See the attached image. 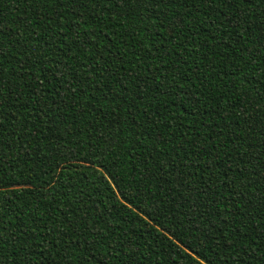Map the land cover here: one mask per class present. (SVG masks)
Returning <instances> with one entry per match:
<instances>
[{"label":"trees","instance_id":"trees-1","mask_svg":"<svg viewBox=\"0 0 264 264\" xmlns=\"http://www.w3.org/2000/svg\"><path fill=\"white\" fill-rule=\"evenodd\" d=\"M2 11L5 14L4 23L9 26V37L22 41L26 33L20 26L31 19L28 10L20 0L15 3L4 0ZM207 11L202 10L198 18L186 16L192 23L185 25L183 33L174 38L180 56L173 50V57L180 59V67L186 79L201 85L203 95L200 96L199 104L194 105L190 102L191 98H187L184 100V104L188 105L185 108L179 100L164 96L159 88L152 91L143 89L146 95L141 100L137 95L135 81L125 80L120 89H115V85L109 82L110 91L107 93L100 86L95 89L77 88L75 95L63 101L56 98L58 94H54V90L49 89L46 94L41 93L42 96L46 95V100L37 99L30 101L26 109L11 110L9 122L2 134L14 143L12 147L5 145L7 151L0 157L7 165L6 168L0 165L4 175L0 190L9 193L10 207L20 213L19 218L15 212L9 213L16 224L27 220L35 226L39 219L45 221V228H53L46 244L55 252L70 240L69 235L60 237V233L68 217L77 215L72 206L79 201V194L83 193L103 211L93 227L99 231L107 224L112 225L105 229L107 240L100 242L98 235V242L91 250L83 242L76 247V241L72 240L75 256L72 264H98V259L104 254L105 243L117 239L122 247L119 250L112 247L107 264H125L123 246H126L129 239L136 242L133 247L138 249V257H142L138 264H201L205 252L213 255L215 264V246L209 242L206 232H198L193 227L194 214L189 212L190 205L186 204L179 193L172 195L165 171L174 175V169L161 167L165 158L170 159L168 153L171 151L175 155V148L180 145L176 144L175 139L168 141L166 147L163 143L159 147L152 143L167 135L177 139L191 135L197 142L207 137L203 151L199 152L197 158L204 161L214 159L219 169L214 178L215 183H227L228 176L233 177V184L242 179L238 175V165L242 166L244 160L239 157L244 148H250L251 142L247 138L255 136V133L247 128L244 119H238L244 116L247 109L241 105L230 111L223 106V101L231 96L251 93L255 87H259L257 81L264 80V49L259 48L258 36L254 33L244 32L243 37L238 39L242 29L235 32L231 28L218 31L216 25L209 22ZM96 15L100 16L102 12ZM220 15H224L222 10ZM112 17L111 22L101 20L94 28L96 41L93 48L99 49L94 53V58L99 59L101 51L107 52V56L100 60V65L102 68L110 65L117 76L128 75L133 71L140 73L144 65L138 62L137 57L143 55L141 49L150 42L148 33L141 36L138 29L135 36L128 35L135 26V19L116 15L115 11ZM124 24H128L129 28L125 29ZM82 27L86 25L82 24ZM18 29L19 37L16 36ZM109 47L112 51H109ZM16 52L17 48L10 49V54ZM83 55L84 60L88 61L87 53ZM169 63L172 64V61ZM189 73L194 75L189 78ZM94 75L103 81L108 74ZM201 79L204 80L203 84ZM125 87L136 96L135 104L132 96L126 95L128 103L117 105L116 101L120 99V93ZM32 91L29 87L21 94L22 103L23 98ZM10 103L11 97L9 104L5 105L6 109ZM229 103L235 102L229 100ZM41 107L48 111L47 117L39 115ZM173 113L185 119L173 120ZM164 116H169V120L164 121ZM22 124H27L31 131H24ZM165 124H170L173 130H164L162 137L158 127L164 129ZM36 125H39V129ZM177 126L181 129L179 136L174 130ZM118 127L122 131L115 143L105 144L103 148L97 147L94 153L91 147L84 146L89 143V137H108V130ZM222 130L227 132V136L222 135ZM241 132L243 140L240 139ZM69 140H79L81 146L78 158L65 164L54 149L57 144H67ZM103 142L101 139L100 143ZM185 149L190 151L187 140H184L181 150ZM255 151L259 153V147ZM95 157H99V160ZM184 160L192 162L186 156ZM57 164L62 167H57ZM192 171L196 173L193 179L199 177L200 185L204 186L209 177L207 166L201 164ZM225 172L228 176L223 181L219 180ZM15 186L22 187L23 191H14ZM252 186L249 184V188ZM191 198L195 199V194ZM200 199L202 201L205 198ZM108 211H114L115 216H109ZM196 220L200 221V217H196ZM239 246L247 248L249 244L241 242ZM248 264H257V260H251Z\"/></svg>","mask_w":264,"mask_h":264},{"label":"snow or ice","instance_id":"snow-or-ice-1","mask_svg":"<svg viewBox=\"0 0 264 264\" xmlns=\"http://www.w3.org/2000/svg\"><path fill=\"white\" fill-rule=\"evenodd\" d=\"M8 2L15 3L17 0H8ZM20 2L31 16L30 20L20 26L26 33L22 41L9 37V26L4 23L5 14L2 11L4 0H0V157L7 151L5 145L12 147L14 143L8 141L2 134V131L6 130L5 126L9 122L11 110L26 109L30 101L37 99L46 100V95L42 96L41 93L46 94L49 89L54 90V94H58L56 98L63 101L75 95L77 88L95 89L100 86L107 93L110 91L109 82L115 85V89H120L127 80L135 81L137 95L141 100L146 95L143 89L152 91L159 88L164 96L179 100L185 108L188 106L184 104L187 98H191L190 102L194 105L199 104L200 96L203 95L200 91L201 85L195 84L194 81L189 82L181 70L180 59L173 57V50L177 56H180L174 38L183 33L185 25L192 23L191 19L185 18L186 16L198 18L200 12L207 9V18L210 23L216 25L218 31L231 28L235 32L242 29L238 39L243 37L244 32L254 33L258 36L259 48L264 49V0H20ZM221 10L223 16L220 15ZM114 11L116 15L135 19V26L128 35L135 36L138 29L141 36L145 32L148 33L150 42L144 44L141 49L143 55L137 57L138 62L144 65L140 73L133 71L128 75L117 76L110 65L104 68L100 65V60L107 56V52L101 51L99 59L94 58V53L99 51L93 48L96 41L94 28L101 20L111 22ZM97 12H102V15L97 16ZM82 24L86 27H82ZM123 27L128 29L129 25L124 24ZM16 36H20L19 29ZM57 41H60L59 44ZM181 41L183 42V36ZM11 48H17L18 52L10 54ZM109 51H112L111 47ZM84 53H87L88 61L84 60ZM169 61H172V64ZM199 71L197 68V72ZM37 72L40 74L37 75ZM105 72L108 75L103 81L94 75ZM193 75L189 73V78ZM203 83L204 80L201 79V84ZM257 83L259 87H255L251 93L246 92L239 97L231 96L223 101V106L230 111L243 105L247 110L244 116L238 119H244L247 128L255 133V136H248L247 139L251 142L250 148H244L239 157L244 160L242 166L238 165V175L242 177L239 183L233 184V177L228 176L227 172L219 177V180L223 181L224 177L228 176L227 183H215L214 178L219 169L216 168L214 159L204 161L202 158H197L199 152L203 151L207 137L197 142L191 135H185L181 139L167 135L159 141H152L157 147L161 143L166 147L167 142L173 139L177 145H180L175 148V155L171 151L168 153L170 159L165 158L161 162V167L174 169V175H169L168 171H165L172 195L179 193L186 204L190 205L189 212L194 214L193 227L198 232H206L209 242L215 246V264H232L233 261L235 264H248L254 259L257 260V264H264V80ZM29 87L33 91L23 98L22 103L21 94ZM126 95L132 96L135 104L136 96L125 87L120 93V99L116 101L117 105L121 102L128 103ZM10 97V106L6 109L5 105L9 104ZM229 100L235 103L230 104ZM129 107L131 108L132 105ZM215 107L216 105L213 104V108ZM125 111L127 112L128 109ZM48 114L43 107L39 109V115L42 117H47ZM162 119L168 121L169 116H164ZM172 119L183 121L185 118H178L173 113ZM225 123L227 124V121ZM22 128L26 132L31 131L27 124H22ZM36 128L39 129V125H36ZM164 130L173 129L170 124H165L164 129L158 127L162 137ZM174 130L179 136L181 132L179 126ZM108 131V137H89V143L84 146L91 147L94 153L97 147L103 148L105 144L115 143L122 129L118 127ZM222 135L227 136V132L222 130ZM257 138L260 140L259 146ZM101 139L103 143H100ZM240 139H244L243 132L240 133ZM184 140L189 142L190 151L181 150ZM80 146L79 140H69L67 144H57L54 150L67 164L78 158ZM257 147L260 149L259 153L255 151ZM185 156L192 162H185ZM95 159L98 161L99 157ZM201 164L207 166L209 172L204 186L200 185L199 177L193 179L196 173L192 169ZM0 165H3V168L7 167L2 160ZM57 167L62 166L57 164ZM201 171L203 174V170ZM13 179L19 178L13 177ZM3 183L4 175L0 169V185ZM249 184L253 186L249 188ZM14 191H23V189L15 186ZM194 194L196 198L192 199ZM8 196L7 191L0 190V264H34V262L35 264H64V262L72 264L75 259L72 240L76 241V247L83 242L91 250L98 242V235L100 242L107 240L105 229L112 227L111 224H107L99 231L93 227L95 221L103 215V211L96 206L95 201L90 202L83 193H80L79 201L72 206L77 215L68 217V222L60 233V237L69 235L70 240L62 248L52 252L46 240L49 239V233L53 232V228H45V221L42 219H39L35 226L27 220L17 225L16 220L9 213L15 212L18 218L20 213L16 212L14 207H10ZM201 197L205 199L201 201ZM201 204L204 205L203 208ZM107 214L115 216L114 211H108ZM196 217H200V221H197ZM241 242L249 244V247H240ZM135 243L129 239L126 246H123L125 264H138V260L142 259L137 255L138 249L133 247ZM113 246L118 250L122 247L118 239L105 243L104 254L98 259V264H107ZM257 248L260 250L257 251ZM197 255L199 256V253ZM201 264H213V255L209 252L203 253Z\"/></svg>","mask_w":264,"mask_h":264}]
</instances>
